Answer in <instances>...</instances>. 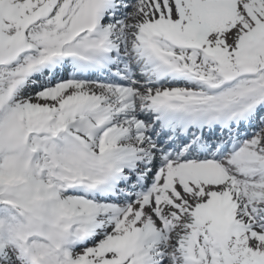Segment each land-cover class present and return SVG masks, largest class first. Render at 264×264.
I'll return each mask as SVG.
<instances>
[{
	"label": "snow or ice",
	"instance_id": "6c2138e0",
	"mask_svg": "<svg viewBox=\"0 0 264 264\" xmlns=\"http://www.w3.org/2000/svg\"><path fill=\"white\" fill-rule=\"evenodd\" d=\"M0 264H264V0H0Z\"/></svg>",
	"mask_w": 264,
	"mask_h": 264
}]
</instances>
